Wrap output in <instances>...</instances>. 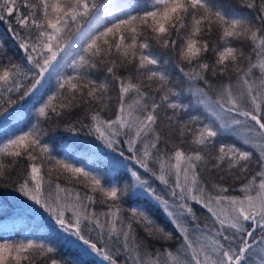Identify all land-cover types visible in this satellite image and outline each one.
<instances>
[{"label": "snow or ice", "instance_id": "1", "mask_svg": "<svg viewBox=\"0 0 264 264\" xmlns=\"http://www.w3.org/2000/svg\"><path fill=\"white\" fill-rule=\"evenodd\" d=\"M0 24V185L45 230L0 264H264V0H0Z\"/></svg>", "mask_w": 264, "mask_h": 264}, {"label": "trees", "instance_id": "2", "mask_svg": "<svg viewBox=\"0 0 264 264\" xmlns=\"http://www.w3.org/2000/svg\"><path fill=\"white\" fill-rule=\"evenodd\" d=\"M92 0H90V3ZM224 3H228L229 0H223ZM97 5L110 6V8L115 11L117 14L123 11H131V8L134 7L136 0H95ZM97 9L93 11L87 17L81 19V24L85 25L89 20L92 19V16L96 13ZM133 15L137 13L132 12ZM71 32H75V27L71 29ZM71 33H68L70 35ZM0 40H3L7 43L9 53L14 54L16 52L15 45L13 44L9 33L6 30L5 25L0 24ZM17 55V59H19ZM54 83V79H53ZM22 104L24 102H21ZM57 144L64 142H69L71 136L68 133L59 131L54 134ZM89 138L81 136L80 142L73 145L75 151L79 154H83L84 163H92L88 158L87 149L88 145L84 141ZM24 199L18 193H16L13 188L9 185L7 187L0 185V240H8L10 242H20L25 238H35L37 235H42L44 229L40 228L39 232L34 230V218L31 213L22 211L19 204V200ZM60 248V254L65 257H75L76 250L65 244H58ZM33 255L39 257V253L35 252ZM88 264H95L92 259L88 260Z\"/></svg>", "mask_w": 264, "mask_h": 264}]
</instances>
